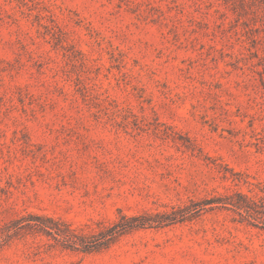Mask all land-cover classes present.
Instances as JSON below:
<instances>
[{
  "label": "rangeland",
  "instance_id": "obj_1",
  "mask_svg": "<svg viewBox=\"0 0 264 264\" xmlns=\"http://www.w3.org/2000/svg\"><path fill=\"white\" fill-rule=\"evenodd\" d=\"M236 193L264 197V0H0V264H264V218L196 212ZM178 209L99 252L6 237Z\"/></svg>",
  "mask_w": 264,
  "mask_h": 264
},
{
  "label": "trees",
  "instance_id": "obj_2",
  "mask_svg": "<svg viewBox=\"0 0 264 264\" xmlns=\"http://www.w3.org/2000/svg\"><path fill=\"white\" fill-rule=\"evenodd\" d=\"M236 200L229 197L226 202L213 198L201 201L197 204L196 212L205 209L207 205L222 204L230 206L244 220L250 223L261 222L264 218V197L254 198L242 193L234 195ZM210 206V207H211ZM180 209L171 213H143L127 216L122 212L118 213L115 222L107 226H98L96 232L82 233L72 229L67 222L54 219L46 215L28 214L26 217L10 222L15 230L6 234V237L22 235L23 232L31 235H44L52 238L64 250L78 251L82 253L99 252L109 248L121 236L139 229L162 228L184 219L176 214ZM27 222L26 224H23ZM10 231V230H9Z\"/></svg>",
  "mask_w": 264,
  "mask_h": 264
}]
</instances>
